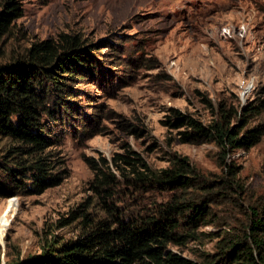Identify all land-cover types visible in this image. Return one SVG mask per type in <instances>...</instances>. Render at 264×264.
I'll return each instance as SVG.
<instances>
[{
    "label": "rangeland",
    "instance_id": "rangeland-1",
    "mask_svg": "<svg viewBox=\"0 0 264 264\" xmlns=\"http://www.w3.org/2000/svg\"><path fill=\"white\" fill-rule=\"evenodd\" d=\"M21 1L24 15L4 37L5 45H27L61 31L80 33L104 40L100 51L107 72L81 84L86 121L79 118L63 130L68 176L39 194L0 197V220L4 216L9 222L0 239V264L39 254L45 237L79 235L77 223L59 225L58 220L87 194L91 171L85 156L109 157L126 143L154 169L167 166L177 153L217 176V146L180 142L164 124L166 113L173 107L207 118L202 96L244 103L262 97L264 87V0ZM257 119L264 121V111ZM127 122L136 124V133L125 130ZM229 159L238 168L241 196L212 205L216 217L200 228L208 233L202 243L172 245V250L194 259L213 251L217 234L243 223L245 205L264 204V134ZM167 196L142 190L134 199L143 205ZM9 199L17 200L14 211L7 209Z\"/></svg>",
    "mask_w": 264,
    "mask_h": 264
},
{
    "label": "trees",
    "instance_id": "trees-1",
    "mask_svg": "<svg viewBox=\"0 0 264 264\" xmlns=\"http://www.w3.org/2000/svg\"><path fill=\"white\" fill-rule=\"evenodd\" d=\"M23 15L21 0H0V197L39 194L68 176L63 130L79 118L86 121L81 84L107 72L100 51L104 40L80 33L61 31L27 45H5L4 37ZM260 93L244 103L202 96L207 118L173 107L166 113L164 124L180 142L217 146V176L177 153L154 169L126 143L109 157L85 156L91 171L87 194L58 220L77 223L79 235L45 237L39 254L6 264H264V204L245 205L243 223L222 230L214 250L196 259L170 247L202 243L208 233L200 228L216 217L212 205L241 196L238 168L229 157L264 134V121L257 119L264 111V87ZM122 126L136 133L135 123ZM82 128L89 132L86 123ZM142 190L168 196L136 205Z\"/></svg>",
    "mask_w": 264,
    "mask_h": 264
},
{
    "label": "bare ground",
    "instance_id": "bare-ground-1",
    "mask_svg": "<svg viewBox=\"0 0 264 264\" xmlns=\"http://www.w3.org/2000/svg\"><path fill=\"white\" fill-rule=\"evenodd\" d=\"M17 207V200L16 199H9L8 200V210L10 211H14ZM8 217H2L0 220V239L3 237L4 235V230H5V226L8 225Z\"/></svg>",
    "mask_w": 264,
    "mask_h": 264
},
{
    "label": "clouds",
    "instance_id": "clouds-1",
    "mask_svg": "<svg viewBox=\"0 0 264 264\" xmlns=\"http://www.w3.org/2000/svg\"><path fill=\"white\" fill-rule=\"evenodd\" d=\"M227 31H228V30H227ZM225 33H226V34H229V31H228V32H224V30H223V34H225Z\"/></svg>",
    "mask_w": 264,
    "mask_h": 264
}]
</instances>
